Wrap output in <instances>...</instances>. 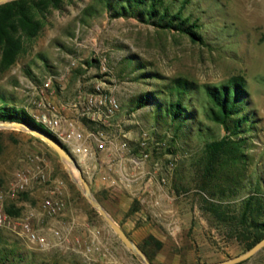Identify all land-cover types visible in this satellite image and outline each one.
<instances>
[{"label": "rangeland", "instance_id": "rangeland-1", "mask_svg": "<svg viewBox=\"0 0 264 264\" xmlns=\"http://www.w3.org/2000/svg\"><path fill=\"white\" fill-rule=\"evenodd\" d=\"M160 7L170 14L180 12V18H187L188 23L195 22V30L201 37L194 39L188 33L159 26L137 15L115 17L100 0H64L61 8H53L47 15L41 33L26 41V49L17 62L6 69L0 62V93L14 98L18 106L26 107L35 116V106L29 103L23 89L32 91L33 84L40 83L49 72L62 71L72 57L85 60L73 71L65 89H60L65 92V100L81 85L91 86L100 79L127 109L133 97L148 90L156 91L162 101L169 98L168 86L177 77L196 82L199 89L191 100L196 115L193 127L186 124L178 136L168 139L167 145L155 154L166 164L169 161L176 164L170 176L168 208L173 209L181 230L172 234L163 221L150 220L164 239L154 237L156 240L146 248L157 264H209L232 258L247 248L245 237L234 235L203 208L201 164H204L205 144L227 133L223 125L204 114L207 94L203 85H219L234 75L245 78L252 121L248 123L250 129L241 134L245 139L242 149L245 157L230 162L237 164L232 166L233 173L239 168L244 171L236 193L228 191L224 198L238 205L258 179L264 180V0H165ZM87 8L90 14H86ZM98 55L107 58L110 72L106 77L100 75L99 64L93 60ZM153 105L134 111V119L164 139L168 131L173 133V128L156 120ZM128 126L138 132L135 124ZM5 132L4 149L0 153V192L4 193L0 206L6 211L10 207L19 214H11L14 227L0 228V246L37 252L38 260L47 264H144L105 219L96 210L92 211L94 208L71 181L59 155L45 140L23 130ZM37 164L45 169V177H34L27 189L16 195L8 193L17 172L33 174ZM57 177L65 180L61 195L65 208L52 216L42 211L41 202L54 194ZM215 182L218 189L223 181ZM97 193L116 212L109 204L115 192L105 189ZM136 205L144 207L140 203ZM28 216L47 241L52 237V228L74 217L77 222L90 224L101 231L103 238L117 245V263L110 255L86 256L72 249L43 247L22 230L21 219ZM128 217L130 213L119 223L122 225ZM140 218L134 217L137 223L141 222ZM79 224L75 235L82 234L86 226ZM156 241L162 246L158 247ZM242 264H264V248Z\"/></svg>", "mask_w": 264, "mask_h": 264}, {"label": "trees", "instance_id": "trees-1", "mask_svg": "<svg viewBox=\"0 0 264 264\" xmlns=\"http://www.w3.org/2000/svg\"><path fill=\"white\" fill-rule=\"evenodd\" d=\"M112 15L129 16L137 15L146 21H153L165 28H175L190 34L194 39L201 36L197 34L195 22L188 23V19L180 18V12L170 14L167 9L160 6L165 0H100ZM64 0H12L0 4V62L4 69L9 68L19 59L26 49V41L38 36L47 15L53 8H61ZM90 14V9H86ZM207 100L203 105L207 118L224 126L227 133L220 139L206 142L201 164L203 208L213 220L229 228L236 236L245 237V248L249 249L264 237V180L258 179L252 191L238 202L226 201L225 194H235L240 185L243 168L235 173L230 162L239 161L245 157L243 152L245 139L241 134L248 131V123L252 115L248 109V90L245 78L242 75L231 76L227 82L203 85ZM199 85L187 78L177 77L168 86L169 98L160 100L154 90L145 91L130 100L127 111L134 112L151 104L154 116L158 121H164L173 128V136L186 126L193 127L195 110L191 107L193 94L197 93ZM0 120L21 121L31 124L49 133L60 140L52 130L38 121L24 106H18L12 97L0 93ZM91 125V124H90ZM6 129H0V153L4 149V135ZM66 176V175H65ZM217 179L222 184L216 189ZM220 193L219 195H217ZM101 200L99 194H96ZM237 206V207H235ZM138 207L132 206V211ZM95 212V209H92ZM10 214H19L7 207ZM156 240L150 235L140 246L150 260L153 259L146 245ZM157 246L162 243L156 241ZM40 254L25 251L17 246H0V264H47L39 261ZM243 262L237 263L242 264Z\"/></svg>", "mask_w": 264, "mask_h": 264}, {"label": "built area", "instance_id": "built-area-1", "mask_svg": "<svg viewBox=\"0 0 264 264\" xmlns=\"http://www.w3.org/2000/svg\"><path fill=\"white\" fill-rule=\"evenodd\" d=\"M84 60L72 57L62 71L49 72L40 83L33 84L32 91L23 89L29 103L35 106L37 114L34 117L52 130L75 155L88 180L99 178L111 187L132 191L134 198L145 207L142 212L145 220L163 221L172 234L178 233L181 224L173 209L165 206V200L170 199L166 193L169 178L176 164L173 161L166 164L161 157H155L161 147L167 145L168 139L173 138V133L168 131L164 139H159L152 129L134 119L135 113H129L119 97L100 79L91 86L81 85L67 100L55 102L57 89L65 86ZM93 60L99 64L100 75L106 77L110 72L106 56L98 55ZM66 110L75 117L68 116ZM130 124L137 126L135 136L131 135L133 129L128 128ZM34 177H45L41 164H37L33 174L17 172L8 193L16 195L26 190ZM64 187L65 180L57 178L54 194L41 202L44 213L52 216L62 213ZM3 199L4 193L0 192V202ZM20 224L30 240L40 242L45 248H67L86 256H114V249L105 242L101 231L90 224H86L87 231L80 235L74 233L79 225L76 220L66 229L54 227L49 241L40 236L29 216L22 218ZM3 227H14V217L0 206V228Z\"/></svg>", "mask_w": 264, "mask_h": 264}, {"label": "water", "instance_id": "water-1", "mask_svg": "<svg viewBox=\"0 0 264 264\" xmlns=\"http://www.w3.org/2000/svg\"><path fill=\"white\" fill-rule=\"evenodd\" d=\"M12 0H0V4L9 2ZM0 129H18L30 132L43 140H45L59 155L63 162L66 172L71 181L74 182L80 191L83 193L87 201L91 206L105 219V221L112 227L115 233L123 241L126 247L134 253L144 264H154L143 248L131 238V236L125 231L122 225L112 216L105 205L98 199L94 193L89 180L84 175V172L75 157V155L67 148V146L61 141L54 138L49 133L42 129L35 127L31 124L21 121H6L0 120ZM264 248V237L254 244L251 248L245 252L238 254L232 258L209 263V264H237L243 262L250 257L254 256L257 252Z\"/></svg>", "mask_w": 264, "mask_h": 264}, {"label": "crops", "instance_id": "crops-1", "mask_svg": "<svg viewBox=\"0 0 264 264\" xmlns=\"http://www.w3.org/2000/svg\"><path fill=\"white\" fill-rule=\"evenodd\" d=\"M60 89H65V88L64 87H62V88L59 87L57 89L58 95H57V98L55 99V102H59V101H62V100L66 99L65 95H64V93H65L64 90H60ZM69 97H67V98H69ZM66 114L68 116H70V117H75V114L72 113L70 110H66ZM128 127L130 129H132L131 126H128ZM131 135L132 136L136 135L135 129H133V132H132ZM57 178H55V180ZM55 180H54V182H55ZM170 180H171V177L169 178V182H170ZM89 182H90L91 187H92V189H93L95 194H99L97 192L102 191V190L104 191L105 189H107L108 191L115 192V195H114L112 200L110 199V203L109 204L114 207V210L116 212L111 211V209L103 201V199H101L100 201L105 205V207L108 209V211L112 214V216L118 222H121L122 219L126 216V214L130 213V217H128L126 219V221H124V223H122V227L131 236V238L133 240H135L139 245L143 244L145 242V240L150 235H152V236H154V237H156V238H158L160 240L164 239V236L162 234H160V232L157 229V227H154L150 221L144 219V217H143L144 215L142 213L144 211L143 207L137 208L136 210L132 211V206L134 205V203L135 202H136V204L139 203V201L134 198L132 191L126 190V189H122V188H118V187H111V186H109L107 183H105L103 180H101L99 178H96L95 180L90 179ZM138 187H139V185L136 186V188H138ZM169 187L170 186H169V183H168L167 192H166L167 194H169ZM170 193H171V191H170ZM170 198H171V196H170ZM168 202H169V200L166 199L165 200V206L166 207H169ZM134 217H137V218L141 217L142 218V219L140 218L141 222L137 223V221H136V219H134ZM73 220L77 221V219L74 217V218H72V220H69L67 223L66 222H64L63 224L59 223L56 226H57V228L66 229L67 226ZM78 223H82L83 225L87 224L86 222H80V221ZM79 225H77V226L79 227ZM84 232H86L85 226H84V229H83V231L81 233H84ZM103 239L105 240L106 238H103ZM105 242L110 247H112L114 249L113 258H114L115 263H117V261H118L117 257L118 256L115 255L116 251H117V245L112 244L108 239H106ZM155 262L156 261L153 260V263L157 264Z\"/></svg>", "mask_w": 264, "mask_h": 264}]
</instances>
